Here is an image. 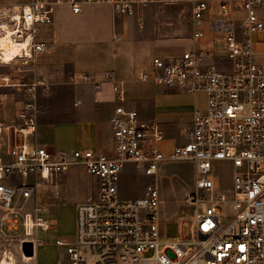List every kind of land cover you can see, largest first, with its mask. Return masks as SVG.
Segmentation results:
<instances>
[{"label": "built area", "instance_id": "2783aa9c", "mask_svg": "<svg viewBox=\"0 0 264 264\" xmlns=\"http://www.w3.org/2000/svg\"><path fill=\"white\" fill-rule=\"evenodd\" d=\"M86 3L108 4L117 15H134L151 3L185 5L193 24L192 38L206 37L205 28L222 42V63L208 62V51L187 48L179 55L154 56L139 79L178 89L195 97L188 140L165 154L163 127L146 120L135 105L126 106L125 88L112 73L102 80L84 74L95 90L112 83L115 93L111 127L113 150L71 151L30 143L38 121V87L43 79L26 80L36 70L37 57L51 49L41 39V24L51 23L57 6L74 13ZM31 17V19H29ZM264 32V0H31L0 6V65L15 75L0 81V106L5 88L22 86L27 98L18 111V124L0 118V135L12 132L9 160L0 154V214L12 215L10 225L22 227L34 249L42 244L35 229H48L41 207L23 212L16 199H39L42 190L58 194L73 163L83 165L97 182L96 192L76 204L72 239L58 237L66 263L59 264H264V62H254L256 36ZM17 48L8 58L10 49ZM22 75V76H20ZM205 105H198V94ZM189 160L194 165V187L186 202L193 213L189 235L161 242L162 198L158 185L148 183L140 195L126 196L123 184L137 173L158 177L169 162ZM232 169L231 193L221 189L216 163ZM208 195V198H205ZM209 202L205 211L200 203ZM21 242V243H22ZM154 253L145 256V252Z\"/></svg>", "mask_w": 264, "mask_h": 264}, {"label": "crops", "instance_id": "0c3cea01", "mask_svg": "<svg viewBox=\"0 0 264 264\" xmlns=\"http://www.w3.org/2000/svg\"><path fill=\"white\" fill-rule=\"evenodd\" d=\"M30 1L0 0V6ZM185 10H187L186 7ZM190 22V36L181 37L183 31L180 26L181 21L171 5L151 3L139 7L137 12L130 16L115 14L108 4L86 3L79 13H74L68 6H57L53 21L41 24V39L51 44V49L37 57L35 71L39 67V59L42 58L44 62L48 53L56 58L69 59L71 65L55 66L51 69L52 67L45 63L40 67L41 78L45 83L51 80L55 84V89L53 100L50 102V99L43 95L44 87H38V91L40 88L43 91L41 96L38 95L39 100L41 98L45 106L40 112L41 118L38 111L37 132L30 138V143L48 145L55 149L53 143L56 142V135L59 132L69 137V140L72 135L75 137L74 149L100 148L105 150L106 148L112 151L111 122L117 105L112 83H105L102 89L97 91L92 83L85 82L83 79L84 74H90L95 80H102L108 72L113 74L117 82L123 83L126 95L125 105H135L140 109L144 119L158 121L163 127L165 138L170 135L172 129H176L180 122L184 126L183 131L186 132L192 123L195 103L174 102L173 100L181 97L190 99L192 95L178 89L140 80L139 75L142 71L150 69L154 56L179 55L187 48L204 49L208 51V62L218 63V58L212 54H223L222 42L215 40L214 34L206 28V37L202 40H194L192 38L193 24L192 21ZM183 46L185 47L182 50ZM258 46L264 48V32L256 36V51ZM87 58L92 59L87 60ZM79 72L78 78H73L74 83H71L68 75ZM33 74H26V80L34 79ZM3 75L15 74L7 65H0V81ZM56 80L61 81L55 83ZM5 93L4 102L0 106V118L9 124H18L20 120L17 113L23 107L27 96L22 86L7 87ZM163 98L171 101L157 102ZM100 116L106 117V122L101 125L99 124ZM42 135L49 136L52 142L41 141ZM14 138L15 135L12 132L0 135V154L5 160H9L8 150ZM71 172L70 167L58 194L53 191L49 192L59 196L64 191L67 180L72 175ZM81 173L91 183H97L84 167ZM41 195L42 193L39 199L42 198ZM82 198L85 200L84 197ZM82 198L72 205L74 211L76 204L83 201ZM31 200L35 199L31 198L23 204V199H16L13 206L15 208L24 206V212L27 203ZM41 215L47 219L48 229L36 228L35 233L38 237L40 228L52 229V224L43 213L42 207ZM19 218L21 217H18L20 221L18 227L22 225V219L19 220ZM12 219V215L0 214L1 223L10 224L9 221ZM39 247L40 245L33 255L38 260Z\"/></svg>", "mask_w": 264, "mask_h": 264}, {"label": "rangeland", "instance_id": "374dc122", "mask_svg": "<svg viewBox=\"0 0 264 264\" xmlns=\"http://www.w3.org/2000/svg\"><path fill=\"white\" fill-rule=\"evenodd\" d=\"M171 8L176 10L178 18L181 21L180 26L183 28L181 37H189L191 28V19L189 11L185 10V5H171ZM185 46L182 47V50ZM49 54V53H48ZM46 54V60L43 62L42 58L39 59V64L37 71L34 72V79H42V70L41 66L46 63L54 69L55 66H64L71 65L69 59H65V57L56 58L55 56ZM92 58H87V60ZM218 63H222V59H217ZM253 61L260 63L264 62V48L258 46L257 54L253 56ZM40 73L37 75V73ZM80 72L77 74H70L69 81L74 83V79L78 78ZM66 76V75H65ZM64 76V77H65ZM63 77V78H64ZM44 80V79H43ZM63 80V79H62ZM61 80H56L55 83H60ZM65 81V80H64ZM63 82V81H62ZM44 87V92L41 91V88L38 92H43L45 97L50 99L52 102V97L54 96L55 84L50 81L46 83ZM198 105L200 107H204L205 105V96L203 94H198ZM173 100V99H172ZM171 101L169 99H159L157 102H168ZM174 102H192L195 103V97L192 95L190 99L188 98H179L173 100ZM45 105H43L42 100L38 96V110L41 118V110ZM54 107V106H52ZM99 124H104L106 122L105 116L99 117ZM183 124L180 122L176 129H172L167 136L161 142L162 151L165 154H169L172 152L173 148L176 144L185 143L188 138L185 131H183ZM55 149L58 150H68L70 153L75 148L74 136L69 137L65 136L62 133L58 132L56 135ZM45 138V139H44ZM67 138V139H65ZM41 141L52 142L51 138L44 137L43 135L40 138ZM112 148L113 142L111 139ZM106 151L108 149L105 148ZM83 165L73 163L71 166L72 172L71 177L67 180L64 191L59 195H53L52 192L42 190L41 199L31 200L27 203L24 212L34 211V208L37 206L42 207L43 213L47 216L49 222L52 224V229L43 230L39 229L38 235L42 240V245L39 247V260L37 257L30 261H24L22 259V246L21 242L24 238L28 237L22 225L18 228H14L12 225L8 223L0 222V261L8 252L9 254L14 255L16 258V264H59L60 261L66 263V255L63 247H58L55 243V239L57 236L64 237L67 240H70L74 236V232L76 229V214L72 207L74 203H76L79 199L89 195L92 192H96L97 183H91L82 173L81 169ZM216 176L220 181L221 190L227 194L231 193L232 187V179L231 172L232 169L229 167L227 162H217L216 163ZM194 165L189 160H181L175 162H169L162 166V169L158 175V177L153 179H144L137 173H132L130 178H126V181L123 184V188L125 189L124 194L126 196H135L140 195L144 192L145 187L148 183L154 182L158 185L162 198V209H161V231L162 238L161 242L169 243L176 240L180 236L189 235V223L181 224V221L184 219H189L193 213V206L186 202L187 194L194 187ZM90 175V174H89ZM94 182L96 179L93 178ZM40 193V194H41ZM205 198H208V195H205ZM83 200V198H82ZM209 202L202 201L200 203V211H205L208 207ZM7 217L5 218V220ZM19 220H21L19 218ZM20 222V221H19ZM19 224V223H18ZM154 253V249H149L145 252V256H150ZM24 254V253H23ZM148 264V263H146Z\"/></svg>", "mask_w": 264, "mask_h": 264}, {"label": "bare ground", "instance_id": "6f19581e", "mask_svg": "<svg viewBox=\"0 0 264 264\" xmlns=\"http://www.w3.org/2000/svg\"><path fill=\"white\" fill-rule=\"evenodd\" d=\"M17 50V48L14 49H10L9 52L7 53L6 57L8 58L13 52H15ZM36 256V255H35ZM22 259L24 261H30L32 259H34V256H29L26 254L22 253ZM16 258L14 257V255L9 254L8 252L5 254V256L2 258V260L0 261V264H16Z\"/></svg>", "mask_w": 264, "mask_h": 264}, {"label": "water", "instance_id": "95a60500", "mask_svg": "<svg viewBox=\"0 0 264 264\" xmlns=\"http://www.w3.org/2000/svg\"><path fill=\"white\" fill-rule=\"evenodd\" d=\"M24 254L33 256L35 254L34 244L30 240H24L21 244Z\"/></svg>", "mask_w": 264, "mask_h": 264}, {"label": "snow or ice", "instance_id": "6c2138e0", "mask_svg": "<svg viewBox=\"0 0 264 264\" xmlns=\"http://www.w3.org/2000/svg\"><path fill=\"white\" fill-rule=\"evenodd\" d=\"M29 19H31V17H29ZM7 58V57H6Z\"/></svg>", "mask_w": 264, "mask_h": 264}]
</instances>
